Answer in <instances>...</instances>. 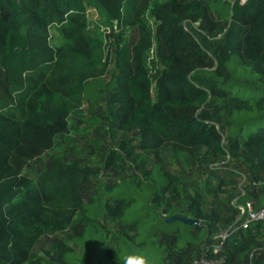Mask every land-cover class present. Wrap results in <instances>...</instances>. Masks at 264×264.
I'll use <instances>...</instances> for the list:
<instances>
[{
  "label": "trees",
  "instance_id": "obj_1",
  "mask_svg": "<svg viewBox=\"0 0 264 264\" xmlns=\"http://www.w3.org/2000/svg\"><path fill=\"white\" fill-rule=\"evenodd\" d=\"M89 1L141 37L140 44L118 42L108 81L105 45L85 32L81 0H0V264H29L44 232L74 218L71 247H55L58 264H121L133 254L166 264L169 249L160 235L172 237L175 251H186L205 245L211 225L234 223V215H205L198 195L184 211L174 208L169 195L179 180L156 156L143 170L145 180L104 183L87 199L82 188L92 173L77 162L52 157L34 182L22 175L29 162L54 151L69 117L104 99L115 106L120 129L138 133L137 149L147 155L163 144L198 153L204 141L219 143L214 128L199 120L210 100L226 101L220 111L226 112V143L215 152L253 173L252 182L262 185L249 195L256 209L264 207V0H144L138 10L135 0ZM147 12L157 24L154 33L144 21ZM185 23L198 24L205 43ZM52 25L63 41L54 51L47 35ZM16 104L19 109L6 111ZM118 148L135 150L124 142ZM175 216L200 226L165 222ZM100 220L117 222L113 246L97 229ZM222 255L224 264H264V223L231 236Z\"/></svg>",
  "mask_w": 264,
  "mask_h": 264
},
{
  "label": "rangeland",
  "instance_id": "obj_2",
  "mask_svg": "<svg viewBox=\"0 0 264 264\" xmlns=\"http://www.w3.org/2000/svg\"><path fill=\"white\" fill-rule=\"evenodd\" d=\"M157 1L165 5L168 0ZM81 2L85 8V32L99 36L105 45L107 74L104 79L108 81L114 72L115 51L118 42L125 39L130 45L140 44L141 37L134 27H124L115 20H110L108 15L91 4L89 0H81ZM144 4V0H135V10L142 8ZM153 4L149 5V8ZM126 17L129 18L130 16L127 15ZM144 21L154 33L157 24L150 12L145 14ZM184 27L188 33L195 35L200 43H205L202 36H197L198 24L185 23ZM57 28L58 26L52 25L47 30L48 45L53 51L63 45ZM213 46L214 44L209 42L207 44L208 51H211ZM153 58L154 48L148 53L147 61H152ZM154 93L153 90V97H155ZM225 102L210 100L209 105L201 111L200 115L203 117L199 120L214 128V131L221 138L219 143L211 144L204 141L202 149L198 153L178 150L177 146L173 144H163L153 155L144 154L137 149L139 140L137 132H124L120 129L113 117L115 106L108 99L101 101L98 107L94 109L84 105L76 114L69 117L66 130L54 139V151L50 150L42 157L29 162L22 175L34 182L52 157H57L64 164L77 162L82 169L88 168L92 173L90 184L82 188V196L87 199L94 190L104 183L115 184L122 179L128 181L145 180L143 170L148 171L152 168L156 162V156L160 167L176 175L179 180L176 185V194L169 195L174 208L178 207L180 212L184 211L188 199L198 195L201 198V208L205 215L215 214L221 219L234 215L235 224L241 223L245 217L244 215L241 216L239 206H245L248 203L256 205L252 195H249V193L254 192L252 190L254 188L253 173L245 169L236 159L229 156V158H222L215 152V148L225 146L226 143L223 129L226 112H220ZM12 107L15 110L19 109L18 104H16L9 106L6 111L9 108L11 110ZM49 111L48 107H43L45 114ZM122 142L135 150L132 153L119 150L118 145ZM112 152L115 153L113 156H111ZM231 171L236 174H231ZM208 189H213L215 192L209 193ZM240 199L243 203L240 202ZM60 218L61 220L65 219L63 215ZM74 221L75 218L70 224H59L54 230H46L34 247L33 257L29 264H58L55 247H71L68 235H72L75 226ZM97 229L102 234L106 244L113 246L116 243L119 236L117 222L100 220L97 223ZM226 229L220 222L211 225L210 235L205 245L201 244L186 251H175L172 237L160 235V241L166 244L169 249L166 264H192V262L199 260L212 245L216 244V240L213 239L215 235L226 231Z\"/></svg>",
  "mask_w": 264,
  "mask_h": 264
},
{
  "label": "built area",
  "instance_id": "obj_3",
  "mask_svg": "<svg viewBox=\"0 0 264 264\" xmlns=\"http://www.w3.org/2000/svg\"><path fill=\"white\" fill-rule=\"evenodd\" d=\"M247 0H240L241 4H245ZM220 36H218L219 38ZM229 158V157H228ZM245 179V177H244ZM244 181V180H243ZM262 184L254 183L253 187L258 188ZM236 209H238L236 207ZM241 216L244 215L243 222L238 224L234 223L224 230V232L215 235L213 239L216 240V244L212 245L203 257L199 260L192 262V264H224V257L222 255L223 246L226 241L231 237L236 235L240 231L247 230L252 224L262 222L264 223V207L256 209L254 204H246L245 206H239Z\"/></svg>",
  "mask_w": 264,
  "mask_h": 264
},
{
  "label": "clouds",
  "instance_id": "obj_4",
  "mask_svg": "<svg viewBox=\"0 0 264 264\" xmlns=\"http://www.w3.org/2000/svg\"><path fill=\"white\" fill-rule=\"evenodd\" d=\"M121 264H154V261L143 254L125 256Z\"/></svg>",
  "mask_w": 264,
  "mask_h": 264
},
{
  "label": "water",
  "instance_id": "obj_5",
  "mask_svg": "<svg viewBox=\"0 0 264 264\" xmlns=\"http://www.w3.org/2000/svg\"><path fill=\"white\" fill-rule=\"evenodd\" d=\"M166 223H173V222H179L182 225H187V226H191V227H199L200 223L191 219H187V218H182L179 216H175V217H170L167 218L165 220Z\"/></svg>",
  "mask_w": 264,
  "mask_h": 264
}]
</instances>
